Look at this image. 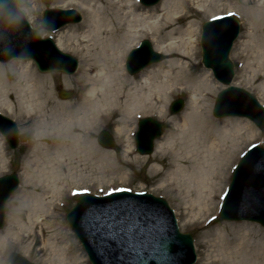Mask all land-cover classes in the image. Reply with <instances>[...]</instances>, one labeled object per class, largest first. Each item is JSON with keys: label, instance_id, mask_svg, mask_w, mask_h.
Masks as SVG:
<instances>
[{"label": "bare ground", "instance_id": "obj_1", "mask_svg": "<svg viewBox=\"0 0 264 264\" xmlns=\"http://www.w3.org/2000/svg\"><path fill=\"white\" fill-rule=\"evenodd\" d=\"M59 1L56 10L71 7L84 13L81 22L66 25L53 36L60 53L68 51L79 58V69L69 77L66 68H57L54 74L49 70L35 73L29 62L16 58L0 62V112L13 113L14 106L7 100L10 92L16 101V118L26 129L22 136H30L21 165V192L13 201L15 208L6 228L0 232V264H4L9 239L15 241L24 257L34 251L33 242L39 240L37 264H83L85 260L77 255V246L63 227L56 206L61 208L59 202L64 198V167L72 169L75 160L85 156L109 161V151L102 150L94 137L101 127L112 126L129 156L134 146V120L143 115L165 120L172 96L186 94L184 110L167 120L169 134L157 141L150 157H141L139 163L149 159L155 164L150 173L162 176L158 189L171 198L195 194L188 206L193 209L196 203L204 214L217 208L215 202L228 180L227 173L242 149L240 136L246 132L250 141L257 139L248 119H212L209 115L215 82L196 62L200 31L191 20L186 28L181 26L187 19V14L183 15L186 4L194 2L196 12L202 13L208 11L204 0H162L151 7L141 2L137 5L135 0ZM239 1L228 0L215 11L227 5L225 13L241 15L243 30L233 46L234 57L242 62L243 82L257 92L264 106V0H241L243 9ZM144 37L151 38L153 49L165 57L137 74H129L124 68L125 55ZM15 66L19 67L15 72L18 82L13 84L5 71L8 68L14 73ZM55 80H60L65 89H73L77 97L71 101L61 98L67 92L55 88L51 83ZM164 154L168 155L165 163ZM6 163L0 140V172L6 169ZM79 212L81 225L86 223L85 214L92 218L89 212ZM242 221L225 223L216 232L206 231L200 242L206 254L198 264H264V230ZM160 263L176 264V258Z\"/></svg>", "mask_w": 264, "mask_h": 264}, {"label": "water", "instance_id": "obj_2", "mask_svg": "<svg viewBox=\"0 0 264 264\" xmlns=\"http://www.w3.org/2000/svg\"><path fill=\"white\" fill-rule=\"evenodd\" d=\"M160 0H142L144 6L157 4ZM67 14H74L68 12ZM76 15V14H75ZM77 21V19H76ZM64 20L56 27L67 23ZM50 22L46 14L43 17L42 27H48ZM230 25L232 28H230ZM0 62H8L11 59H30L34 62L39 72L45 73L66 68L65 72L72 73L75 70V61L69 56L60 55L48 39H40L38 33L30 29L26 21L13 32H4L0 28ZM239 33L238 23L232 19L225 18L221 21L205 23L202 26V63L206 69L212 71L214 78L222 85L229 86L233 79V67L228 60L231 46ZM55 57H61L58 61ZM162 56L154 53L151 45L144 41L140 47L133 50L126 62V69L130 74L139 72L144 67L162 60ZM62 63L63 65H59ZM61 96V95H60ZM70 94H62L61 98H69ZM241 102H245L248 112L234 111L233 107ZM183 102L175 101L171 107L172 114L181 110ZM213 115L216 118L227 116L246 117L251 120L261 131L264 130V110L247 93L229 87L222 91L216 99ZM8 141L11 149H15L18 144L16 126L8 119L0 116V130ZM161 135L160 125L152 120H144L139 124V132L136 136L137 149L140 155H149L153 150V141ZM99 144L106 149L114 147L111 138L102 133ZM19 181L15 175L0 178V229L4 222V206L11 194L18 187ZM228 191L229 199L227 206L222 205L220 221H251L264 227V149L260 147L252 148L244 155L236 167ZM124 201L138 202L142 208L151 209L158 213H163L166 219L165 236L170 245L169 259L176 258V264H194L195 253L192 238L187 234L178 231L175 218L167 204L159 198L150 195L119 194L104 199H79L76 206L68 213L66 219L75 233L78 241L82 245L91 264H116L111 253L104 251L101 253L99 244L93 241L88 221L92 218L86 217L84 225L79 224L83 212H89L90 208L97 209L107 207L110 204L123 203ZM148 203L147 207L144 204ZM87 206V208H86ZM155 207V208H154ZM88 218V219H87ZM154 259L148 260L145 264H161L162 260L157 254ZM11 264H30L16 254L10 256Z\"/></svg>", "mask_w": 264, "mask_h": 264}, {"label": "rangeland", "instance_id": "obj_3", "mask_svg": "<svg viewBox=\"0 0 264 264\" xmlns=\"http://www.w3.org/2000/svg\"><path fill=\"white\" fill-rule=\"evenodd\" d=\"M227 1L228 0H204L203 6L208 11L202 12V13H197L196 12L197 9L195 8L196 5L194 4V2L189 1L186 4L185 12L183 13V15L187 14V19L184 21L183 24H181V26L183 28H186L188 26L187 23L191 20V22H194L195 27H198L199 31H200L201 25L203 23H205L206 21H208L211 17L210 15H212L213 13H221V15L228 14V13H225V11H227V5L222 7L220 10L215 11L216 9H219L220 4H224ZM24 2L31 9V13H33V15H34L33 10H34V8H37V5H39V4H37L33 0H24ZM53 3H55V4L57 3L56 5H58V4H60V1L54 0ZM39 6H41V5H39ZM238 6H240L243 9L244 8V1L240 0L238 3ZM248 7H252V4H248ZM195 13H197V15L195 17H193V14H195ZM238 15H235L236 20L241 25L243 20L241 18V15L240 14H238ZM180 16H182V15H180ZM188 16H192V18H188ZM33 26L35 27V29H38V30L41 29L37 23H34ZM242 30H243V27L241 25L240 26V33L242 32ZM39 32L42 33L43 31L40 30ZM51 36H54V35H51ZM142 40L149 41L151 43L152 47L154 48L151 38L144 37L140 41H142ZM52 42L55 43V37H53ZM63 53L71 56L73 59H75L77 61V64H78L77 70H78L80 65H81L79 58L77 56H75L74 54L68 52V51H63ZM229 61L233 65V70H234V79H233L232 84H230V85L237 88V89H240V90L247 92L252 97H254L258 101L259 104L262 105V101L259 100L257 92L252 90V88H250L246 83L243 82L242 77L245 76V73L242 72V62H241V60H238L237 58L234 57L233 47H232L231 53L229 55ZM196 62H199V67H198L199 69L206 71V69L203 68V66L201 65V52H200L199 45H198V59ZM30 64H31V67L33 68V70L35 71V73H38L36 71L34 65L32 63H30ZM17 66H19V65H17ZM17 66H15L14 73L11 72L8 68L5 71L7 74V80L9 83L14 84V83L18 82V75L15 73L19 69V67H17ZM51 74H54V73H51ZM68 76L70 77L72 75H68ZM214 82H213L214 83L213 86L215 87V93L213 94V97H212L211 109H210V113H209V115L211 116L212 119H215L212 116V109L214 106L216 96L218 95V93L220 91L225 89L224 87L219 85L215 80H214ZM51 83L54 85L55 88L57 87V89L63 88L64 90H66V92H71L72 97L69 99L70 101L73 100V98L77 97L75 91H73V89H65L62 86V82L60 80H55V82L52 81ZM57 94H58V92L55 90L56 97L59 96ZM179 98L184 101V108H185V105L188 102V96L186 94L180 93V92L175 93L167 104L166 119L165 120H159L156 116H151V115H143V116H140L139 118L135 119L134 125L132 127L133 144H134V134L136 133V130H137V123L139 120L144 119V118H152V119L158 121L162 125V129H163L162 137L164 135L169 134L168 132L171 129V125L168 124L167 120H169L173 116L179 115L181 112L177 115H171L169 113L168 108H169V105L173 101H175L176 99H179ZM7 100H9L14 106L13 107V113L8 114L5 111H1L0 114L3 115L4 117H7L11 121L15 122V124L17 125L18 133H19V135H18L19 144L15 150H10L8 148L7 144H5L3 138L0 137V140L3 143L4 152L6 154V160H7L6 169L4 171L0 172V177L6 176L9 174H16L18 179H19V188L12 195V197L10 198V200L8 201V203L6 205L5 226L3 229L0 230V232H2L6 228L7 222L9 220L10 212L12 209L15 208L13 201L16 198V196L18 194H20V192H21V181H22V177L20 175L21 165L27 156L28 149L26 148V144L30 141L29 135L22 136L23 129H25V128H22V126L20 125V122L18 121V118H16L18 116V110L15 106L16 101H15L14 95L11 94L10 92H8ZM240 105L241 104L239 103V105L237 104L236 107L234 108L238 112L243 111V107ZM184 108H183V110H184ZM250 124H251V127L253 128V130H255V133L257 134V139L255 141H250L251 138H250L249 134L246 132H244V134L240 136V138H239L240 140H238V142L240 144H242L241 145L242 149H241V152L238 154L237 158H235L232 167L239 161L240 155L250 145H259V146L264 148V132H260L259 130H257L255 128V126L252 123H250ZM27 127H28V124H27ZM101 131L109 132L113 138L115 145H117L121 151L116 154L113 151L102 149L97 143V145L102 150L109 151V155H110L109 161L103 162L104 160H101L100 157H95V158L91 159V158H88L87 156H85V157H81L80 159L77 158L75 160V164L72 165V169L67 170V168L64 167L62 169V177H63V179L66 180L65 183L63 184L64 198H63V200H61L59 202V205L61 204L63 206V208H59L56 206V209L58 211V214L60 215V221L62 222L63 227L66 228L68 233H71V235H72L71 238L73 240V243L76 244V246H77V255L79 257L82 256L83 260H85L84 262L82 259L80 261H82L83 264H89L81 246L77 242V240L74 237V235L72 234L67 222L65 221L66 213L74 206L75 202L77 201V198L75 196H70V189L73 188V190H75V189L87 188L91 192V195L101 196V195H103L99 191L101 188L104 189V192L106 194L108 192V190H110V189L125 187V188L131 189L130 192H132V193L144 192V193L150 194L154 197H160L166 201L168 206L172 209V211L175 214V218L177 220V225H178L180 232L189 234L193 238V245H194V250H195L196 259H197L195 264H198L199 258L206 254L204 252L205 250L203 249V246L200 245V242L203 240V237L205 236L206 231H207V233L208 232H211V233L216 232V231L222 229L223 224H225V222H223V223H210V225L208 226L207 229L203 228L204 227V225H203L204 221H207L209 219V217H211L210 215L216 216L218 214V209H219V206L217 204L218 200L216 199V202H215V204H217L218 208H216V209L214 208L212 213L204 214L203 212L200 211L201 208L197 207L196 203H195L193 209L188 206L189 204L187 202L191 201L196 196L195 194H193V196L177 195L178 199L171 198L169 196V194H167L165 191L158 189L159 183L162 179V176L161 175L158 176V175H154V174L150 173V171H152V169H154L155 164L152 163L149 159H146L145 164L139 163V161L143 160V159H140L141 157H150L153 154L154 150L151 153V155L149 154L147 156H139L136 153L135 148H134L130 152L131 155L128 156L124 152L125 151V148H124L125 144L122 142L123 141L122 138L119 139L115 136L111 125L106 126V127H101L97 130V132L95 133V136H94L96 142H97V137ZM154 149H155V146H154ZM126 155L128 157V160L125 159ZM167 157H168L167 154L163 155L164 163L166 162ZM157 168L159 170H162L161 166H159V165H157ZM227 177H228V181L223 186V187H225V189L229 185L230 178H231V171L227 175ZM170 189L171 188H168V190H170ZM254 226H257V227L263 229L258 224L254 225ZM50 233L51 232H49L47 234H50ZM43 238L45 239L46 235ZM33 244L35 245L34 251L31 252L27 257H24L19 246L15 245V241L12 239L7 240L6 245L9 248L7 249L6 253L4 254L3 263L9 264L8 255L10 253H16V254L22 256L23 258H25L29 263L37 264L38 262H37V256H36L35 250L38 248L40 241L37 240L36 242H33Z\"/></svg>", "mask_w": 264, "mask_h": 264}, {"label": "snow or ice", "instance_id": "obj_4", "mask_svg": "<svg viewBox=\"0 0 264 264\" xmlns=\"http://www.w3.org/2000/svg\"><path fill=\"white\" fill-rule=\"evenodd\" d=\"M235 15L236 13H228V16ZM223 19L225 17H213L214 21ZM99 191L105 194L103 188ZM130 191L129 188L120 187L110 189L106 194L112 196ZM72 195L86 199L91 192L87 188L75 189ZM221 199L227 206L229 195L224 193ZM89 215L92 217L90 231L93 241L99 244L101 253L105 250L111 253L116 264H145L146 261L155 258L154 254L161 259L168 257L170 245L165 236L166 219L163 213L127 201L99 209L92 207Z\"/></svg>", "mask_w": 264, "mask_h": 264}, {"label": "clouds", "instance_id": "obj_5", "mask_svg": "<svg viewBox=\"0 0 264 264\" xmlns=\"http://www.w3.org/2000/svg\"><path fill=\"white\" fill-rule=\"evenodd\" d=\"M25 20L33 22L31 9L24 0H0V28L4 32L17 30ZM0 33V37H2ZM5 134L0 132V137Z\"/></svg>", "mask_w": 264, "mask_h": 264}, {"label": "flooded vegetation", "instance_id": "obj_6", "mask_svg": "<svg viewBox=\"0 0 264 264\" xmlns=\"http://www.w3.org/2000/svg\"><path fill=\"white\" fill-rule=\"evenodd\" d=\"M42 3H43V0H38V2H37V4H39V5H42ZM35 10H38V7H37L36 9L33 10L34 13H35ZM35 17H39V15H36V14H35Z\"/></svg>", "mask_w": 264, "mask_h": 264}]
</instances>
